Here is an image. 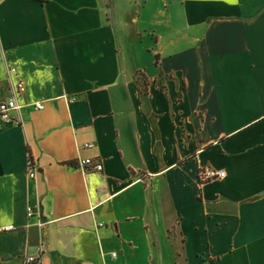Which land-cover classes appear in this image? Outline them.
I'll return each instance as SVG.
<instances>
[{
    "label": "crops",
    "instance_id": "1",
    "mask_svg": "<svg viewBox=\"0 0 264 264\" xmlns=\"http://www.w3.org/2000/svg\"><path fill=\"white\" fill-rule=\"evenodd\" d=\"M18 81L0 264H264V0H0Z\"/></svg>",
    "mask_w": 264,
    "mask_h": 264
},
{
    "label": "built area",
    "instance_id": "2",
    "mask_svg": "<svg viewBox=\"0 0 264 264\" xmlns=\"http://www.w3.org/2000/svg\"><path fill=\"white\" fill-rule=\"evenodd\" d=\"M10 72H15L14 68H11L9 70ZM24 90V85L22 81H18L16 85L13 87V94L8 99L0 100V118L5 121H12V117L10 115L11 111L18 110L20 105L17 102V97L20 93H22ZM34 107L36 109L42 108L41 103H35ZM93 146L92 143L86 142L83 143V148H91ZM75 167L80 169L83 172H101L103 169L102 161L99 157H84V158H78L75 162ZM27 173L29 177L34 178L36 176V170L33 166V161L31 159L27 162ZM199 178L201 181H208L215 177H222L224 175L223 171H217L211 167H205L201 169L198 173ZM26 215L27 217H32L35 215L34 213V207L33 206H27L26 208ZM40 217V216H38ZM99 226H102L103 223H99ZM12 225H7L1 228L2 231H6L9 229H12ZM44 251V245H40L39 252L35 256H27L25 257V262L32 263V262H40L41 255Z\"/></svg>",
    "mask_w": 264,
    "mask_h": 264
},
{
    "label": "trees",
    "instance_id": "3",
    "mask_svg": "<svg viewBox=\"0 0 264 264\" xmlns=\"http://www.w3.org/2000/svg\"><path fill=\"white\" fill-rule=\"evenodd\" d=\"M155 65H157V56H155ZM30 153H29V159H30Z\"/></svg>",
    "mask_w": 264,
    "mask_h": 264
}]
</instances>
